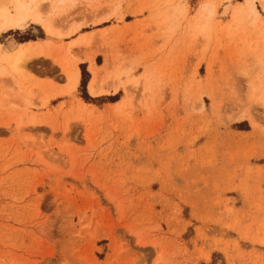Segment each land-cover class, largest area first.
I'll return each mask as SVG.
<instances>
[{"label":"rangeland","instance_id":"1","mask_svg":"<svg viewBox=\"0 0 264 264\" xmlns=\"http://www.w3.org/2000/svg\"><path fill=\"white\" fill-rule=\"evenodd\" d=\"M64 1L0 32V264H264V0Z\"/></svg>","mask_w":264,"mask_h":264},{"label":"bare ground","instance_id":"2","mask_svg":"<svg viewBox=\"0 0 264 264\" xmlns=\"http://www.w3.org/2000/svg\"><path fill=\"white\" fill-rule=\"evenodd\" d=\"M41 1L39 3H37L35 0H0V32L10 30L12 28H21V27H23V25H25L26 23L31 21V22H35V23H40L44 27L46 32H48L49 34H54V30H53L54 27L52 28L51 24L44 22L43 15L45 14L44 13L45 7L43 9H41L40 7L42 6V3L45 2V0H43L42 3H41ZM63 1L64 0H51L52 3L50 4V7H51L50 9L56 8V6L63 3ZM40 3H41V5H40ZM246 3L252 4V0H246ZM45 6L47 7V5H45ZM252 6H253V4H252ZM39 8L41 9V11L42 10L43 11L40 12ZM57 10H58V8H57ZM41 13H43V14H41ZM56 32H57V35H59V37H60L61 31L57 30ZM69 32H71V30ZM50 49L51 48L48 47V44H46V45H39V44L22 45L21 44V46L18 48L16 53L14 55H12L13 57L11 56L12 62H10V67L12 69L15 68V70H16L17 64L19 62H21L22 59L25 60L26 56H31V55L37 56V54H40V55L44 54L43 57L45 56L46 58L48 57V58L52 59L56 53L53 54L54 52H52L53 50H55L54 48H53V50H50ZM59 52L56 56H59ZM5 53H6V51H5ZM60 56H61V53H60ZM58 59H59V61H58L59 63L58 62L57 63L59 64L58 66H60L61 70L66 72L68 74V76L70 75L71 78L73 77V80H74V76H75L74 69L76 67L74 68L72 65L68 64L67 61H63L62 59L60 61V58H58ZM88 61L91 64L90 70L93 73V78L88 84V90H89L90 94H92V95L99 94V93L103 92V89H102V85L100 84V82H98L97 68L94 66V63H93L94 61H93L92 57H89ZM1 67L2 66H0V69H1L0 74H2L5 71V69H2ZM112 88L114 91H116L117 85L113 84ZM104 91L108 92L107 89ZM261 104H264V101H261Z\"/></svg>","mask_w":264,"mask_h":264},{"label":"crops","instance_id":"3","mask_svg":"<svg viewBox=\"0 0 264 264\" xmlns=\"http://www.w3.org/2000/svg\"><path fill=\"white\" fill-rule=\"evenodd\" d=\"M42 43H44V41H32V42H27V43L22 44V45H34V44L42 45Z\"/></svg>","mask_w":264,"mask_h":264},{"label":"trees","instance_id":"4","mask_svg":"<svg viewBox=\"0 0 264 264\" xmlns=\"http://www.w3.org/2000/svg\"><path fill=\"white\" fill-rule=\"evenodd\" d=\"M84 74H85V72L82 71V78H83ZM82 85H83V79H82Z\"/></svg>","mask_w":264,"mask_h":264}]
</instances>
